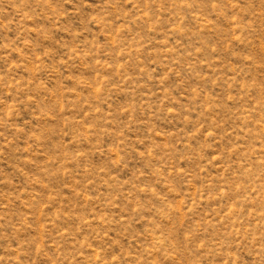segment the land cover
<instances>
[{"label": "rangeland", "instance_id": "rangeland-1", "mask_svg": "<svg viewBox=\"0 0 264 264\" xmlns=\"http://www.w3.org/2000/svg\"><path fill=\"white\" fill-rule=\"evenodd\" d=\"M0 264H264V0H0Z\"/></svg>", "mask_w": 264, "mask_h": 264}]
</instances>
